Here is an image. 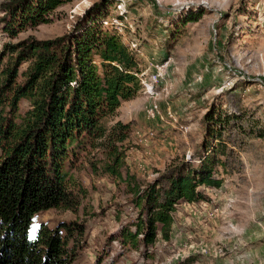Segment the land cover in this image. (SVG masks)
<instances>
[{
  "label": "rangeland",
  "instance_id": "rangeland-1",
  "mask_svg": "<svg viewBox=\"0 0 264 264\" xmlns=\"http://www.w3.org/2000/svg\"><path fill=\"white\" fill-rule=\"evenodd\" d=\"M97 1L64 3L48 14L49 22L15 37L0 22V53L4 44L30 36L65 35ZM190 14L199 18L186 20ZM102 29L120 34L140 72L149 75L161 64L163 77L152 93L140 89L123 101L109 120L130 124L120 145L122 177L100 171V150L71 157L66 167L86 190L78 211L40 212L31 230L80 225L81 235L62 230L74 254L71 264H264V0H110ZM9 58L16 53L2 55L0 70ZM30 62L20 66L18 81ZM29 106L20 100L19 112ZM211 107L240 116L222 133L221 185L205 188L206 200L176 207L168 241L158 236L147 254L121 248L111 236L139 212L130 190L143 189L179 162L198 164Z\"/></svg>",
  "mask_w": 264,
  "mask_h": 264
},
{
  "label": "trees",
  "instance_id": "trees-1",
  "mask_svg": "<svg viewBox=\"0 0 264 264\" xmlns=\"http://www.w3.org/2000/svg\"><path fill=\"white\" fill-rule=\"evenodd\" d=\"M69 1L4 0L0 3L3 31L15 37L47 23L48 14ZM109 3L94 2L65 35L46 40L30 36L4 44L1 50L0 58L12 52L16 58H9L0 70V264H71L74 254L62 230L81 235L80 225H41L37 238H28L36 214L49 209L78 211L86 190L66 167L71 157L100 150V171L122 177L120 145L129 136L130 124L109 120L123 101L132 100L141 89L140 70L120 34L102 29ZM198 18L190 14L186 20ZM28 59L31 62L18 81L19 68ZM22 99L30 103L23 114ZM239 119L238 114L211 107L204 117L205 154L198 164L179 162L143 189L133 186L138 215L111 240L123 249L146 254L158 236L168 241L176 207L206 200L205 188L221 185L216 165H223L217 156L226 149L222 133ZM91 165L99 169L95 162Z\"/></svg>",
  "mask_w": 264,
  "mask_h": 264
},
{
  "label": "built area",
  "instance_id": "built-area-1",
  "mask_svg": "<svg viewBox=\"0 0 264 264\" xmlns=\"http://www.w3.org/2000/svg\"><path fill=\"white\" fill-rule=\"evenodd\" d=\"M154 68V72L149 75H145L143 71L139 72L138 77L140 79L141 89L143 92L152 93L155 84H157L163 77L164 66L161 64H155ZM186 203L189 204V202ZM193 203L194 202H192V204Z\"/></svg>",
  "mask_w": 264,
  "mask_h": 264
},
{
  "label": "snow or ice",
  "instance_id": "snow-or-ice-1",
  "mask_svg": "<svg viewBox=\"0 0 264 264\" xmlns=\"http://www.w3.org/2000/svg\"><path fill=\"white\" fill-rule=\"evenodd\" d=\"M28 238H29L30 240H34V239L37 238V236H36V234H35L34 231L30 230V233H29Z\"/></svg>",
  "mask_w": 264,
  "mask_h": 264
},
{
  "label": "crops",
  "instance_id": "crops-1",
  "mask_svg": "<svg viewBox=\"0 0 264 264\" xmlns=\"http://www.w3.org/2000/svg\"><path fill=\"white\" fill-rule=\"evenodd\" d=\"M180 238H182L183 239V235H181V237Z\"/></svg>",
  "mask_w": 264,
  "mask_h": 264
}]
</instances>
